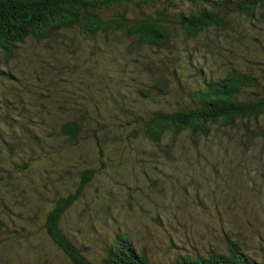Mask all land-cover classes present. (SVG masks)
I'll return each mask as SVG.
<instances>
[{"label": "rangeland", "instance_id": "374dc122", "mask_svg": "<svg viewBox=\"0 0 264 264\" xmlns=\"http://www.w3.org/2000/svg\"><path fill=\"white\" fill-rule=\"evenodd\" d=\"M152 9L128 11L141 16ZM230 19L229 30H210L198 41L174 33L178 57L194 53L218 78L234 69L252 74L264 92V9ZM164 53L136 49L123 34L80 30L54 42L31 40L8 62L0 50V112L10 118L0 127V208L11 226L0 232V264H72L44 225L88 170L95 178L63 222L88 258L100 261L117 235H127L152 264L225 255L231 241L264 259V120L256 136L244 125H220L209 137L170 133L161 146L151 143L131 116L187 104L188 89L171 81L163 92L152 89ZM194 65L184 71L191 84L200 67ZM141 89H152V99ZM82 110L87 120L78 141L60 136V124Z\"/></svg>", "mask_w": 264, "mask_h": 264}, {"label": "trees", "instance_id": "16d2710c", "mask_svg": "<svg viewBox=\"0 0 264 264\" xmlns=\"http://www.w3.org/2000/svg\"><path fill=\"white\" fill-rule=\"evenodd\" d=\"M130 7L140 11L155 8L156 11L153 15L133 16L128 11ZM113 9L118 12L106 18L104 14ZM259 9H264V0H0V50L8 62L31 40L54 42L75 30L91 37L123 34L136 49L151 47L165 52L155 66L156 81L152 89L163 92L166 81L180 85L184 92L188 89L184 107L176 110L158 107L151 115L134 113L131 116L144 127L143 133L151 143L161 146L170 133L175 137L189 133L194 139L209 137L213 127L220 125L229 129L244 125L248 135L255 132L256 136L263 128L257 126L264 120V92L260 90L259 79L237 69L223 78L207 73L204 63L195 58L194 53L187 51L184 57H178L173 34L182 33L188 41H198L210 30H229L233 13L255 17ZM194 63L200 67H195L197 81L191 84V79L185 80L184 71L185 68H193ZM153 67L148 65L149 75H152ZM8 76L17 80L10 73ZM152 89H141L139 94L152 99ZM249 89L256 90L253 96L246 97L245 91ZM5 106V100L0 96V110L5 111ZM2 116L0 112V127L10 119L7 115ZM86 120L87 112L82 110L80 116L60 124L59 135L77 142L85 131ZM36 138L41 143L38 136ZM94 178L93 172L88 170L76 192L62 198L48 213L44 225L47 235L72 264H152L137 252L133 240L127 235H117L100 261L88 258L75 246L63 222ZM6 216L0 208V232L11 228ZM16 228L15 225L13 230L20 234ZM21 229L25 230V227ZM172 264H264V259L257 260L242 245L231 241L228 254L215 255L210 259L181 255Z\"/></svg>", "mask_w": 264, "mask_h": 264}]
</instances>
